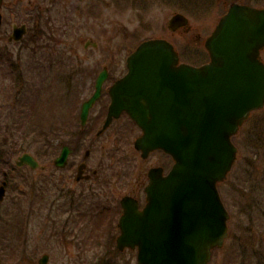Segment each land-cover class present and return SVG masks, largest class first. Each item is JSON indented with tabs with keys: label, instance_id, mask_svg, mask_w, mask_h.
<instances>
[{
	"label": "rangeland",
	"instance_id": "374dc122",
	"mask_svg": "<svg viewBox=\"0 0 264 264\" xmlns=\"http://www.w3.org/2000/svg\"><path fill=\"white\" fill-rule=\"evenodd\" d=\"M232 1L235 0H22L21 6L20 3L13 4L14 7L20 6L19 9L16 8L19 13L8 14L7 22L0 28V112L2 109L4 111L0 113V122L9 124V127L2 125L4 130L7 128L9 135L5 134L7 151L1 156L0 184L5 180V172L10 179L6 196L0 201V261L3 264H39L38 259L45 253L50 255L48 264H138L136 252H121L114 242L110 245V250L106 251L103 245H97V238L90 237L86 241V238H82L83 234L78 235V238L69 235L68 239H64L67 240L65 243L60 238H52V222L47 220L45 213L28 219L27 239L25 238L27 245L24 247L21 186L25 179L29 183L40 182L41 185L45 182L43 177L51 180L53 176L57 178L59 175L55 172L53 161L60 146L53 141V148H47L45 145L52 142V137L42 139L40 130L47 133L51 131V124L59 123L54 118L69 117L68 106L62 99L56 101L54 91L58 92L59 97L67 96L68 91L74 93L72 110L75 108L77 113V101L94 87L100 71L105 66H110L114 71H124L126 57L147 38L169 39L180 51L184 62L199 65L208 61L204 41ZM240 1L264 7V0ZM38 6L42 7L44 15L38 26L41 30H33L34 36H27L24 42H12L10 36L13 26L23 24L30 13L41 10L37 9ZM177 12L189 18L190 28L187 31L173 32L168 27L170 18ZM28 25L30 26L29 22ZM88 39L98 46L85 47L84 43ZM262 57L264 59V51ZM22 97L24 101L18 103V99ZM51 97L57 103H53L54 115ZM12 102L17 106L14 114L4 117L3 114L8 112ZM19 104L26 107L25 111L20 112ZM260 117H263L261 124H264V109L255 112L234 138V143L240 150L238 160L227 181L220 185L222 198L231 213L230 238L224 247L214 250L209 264H244L246 261L237 250L239 242L262 248L264 262V230H259L260 223H264V152L262 162L258 165L259 171L248 166L252 179L258 182L249 184L255 187L245 188L246 197L240 195V188L243 186L241 183L246 177L243 168L246 155L242 153L240 144L247 141V133ZM254 118L257 119L254 121ZM74 129L80 133V124ZM113 129L111 127L101 138L96 136L97 128H93L90 133L83 129L81 141L84 140L85 143L78 157L84 158L85 151L89 149L91 152L88 161L91 167L97 166L102 159L106 168L112 167V172L118 171L120 167L123 170L127 168L124 182L128 178L136 182L143 178L150 167L164 165L168 159L170 164L166 166V170L170 168L172 159L165 157L160 151L149 158L141 157L134 146L137 130L118 144L119 152L111 139ZM24 131H30L25 134L26 137L23 136ZM3 137L4 132L0 130V140ZM60 138L63 142L72 141L71 135ZM113 151L117 152V163L111 161ZM24 152L33 154L41 165L48 167L45 170H31L16 166L18 157ZM40 154L43 156L40 157ZM119 156L123 159L122 164L118 160ZM131 185L124 183L120 187L125 190ZM252 203L256 206V211L252 212L254 222L248 218V212L254 209ZM66 214L63 213L59 218V228ZM78 241H81L80 248L76 245ZM37 247H40L39 250H36Z\"/></svg>",
	"mask_w": 264,
	"mask_h": 264
},
{
	"label": "water",
	"instance_id": "95a60500",
	"mask_svg": "<svg viewBox=\"0 0 264 264\" xmlns=\"http://www.w3.org/2000/svg\"><path fill=\"white\" fill-rule=\"evenodd\" d=\"M188 23L177 13L169 27L176 30ZM25 33V26L16 27L14 39ZM206 47L210 62L193 66L179 63L168 40H146L128 57V73L110 90L112 103L103 130L126 110L143 130L135 142L142 155L162 149L175 161L167 175L162 167L150 170L143 210L123 201L118 248L138 245L139 264H208L212 250L228 237L230 215L218 183L237 159L232 137L253 110L264 107V8L233 4ZM106 77L105 70L95 94L83 105V124ZM69 153L65 146L56 165L65 166ZM25 163L38 165L28 153L17 162ZM4 196L5 184L0 200ZM48 262V254L39 260Z\"/></svg>",
	"mask_w": 264,
	"mask_h": 264
},
{
	"label": "flooded vegetation",
	"instance_id": "af4514ba",
	"mask_svg": "<svg viewBox=\"0 0 264 264\" xmlns=\"http://www.w3.org/2000/svg\"><path fill=\"white\" fill-rule=\"evenodd\" d=\"M21 1L22 0H0V28H2L7 22L8 14L19 13L17 12L18 10H16L18 6L14 7L13 4L20 3L21 6ZM235 1L250 4L246 1ZM38 8L41 10H38L37 16L34 13H30V17L24 23L35 22L36 25H39V20H42L44 15L42 7L38 6ZM34 34L35 33L31 32V35ZM12 42L17 43L15 41ZM125 73L126 71L118 72L108 68V78L102 87L100 97L90 109L86 122V126L89 125L86 130L88 131L87 133L93 131V128H97V138L103 137L111 127H114L111 139L117 145L118 150V144H120L124 138L133 134L136 130L138 131L137 137L142 133L141 129L136 125L134 120H132L130 115L126 111H123L118 118L113 119L111 126L102 135H98V132L106 122L109 105L112 101L110 87ZM94 92L95 85L89 92H85L82 98L77 101V113L74 111L75 108L72 110L75 102V96H72L74 93L68 91L66 93L67 96H57V102L62 99V102H65L68 106L69 117L65 119V121H67L66 124L68 125L67 129L65 131H57L56 134L53 135L52 141H55L57 146H60L58 155L61 153L64 145L70 146L71 152L66 166L60 168L54 165L55 172L59 173L57 178L53 176L51 180H49L48 178L43 177L45 182H42L41 185L40 182L35 184L29 183L30 181L27 179L24 180V186H21L22 197L20 200L24 221V226L22 227L27 236L28 219L32 216L39 217L45 213L47 220L50 219L52 222L50 234L53 236L52 238H56L57 240L60 238L62 239V242L65 243L67 240L65 241L64 239H68L70 237L69 235L78 238V235L83 234L84 236L82 238H86V241H88L90 237L97 238L95 240V242L98 243L97 245H103L106 248V251H109V247L113 242L117 248V239L122 233L120 220L122 214L125 212L123 198L130 206L134 207L137 205L140 209L143 208L146 203L145 187L149 181V169L145 172L143 178H139L136 182H132L129 178L124 182L123 179L126 178L127 168H124L123 170L120 167L118 171L112 172L110 171L112 167L106 168L102 159L99 160L97 166L91 167L88 161L91 152L89 149L85 151L84 158L78 157V154L82 147H84L85 143L84 140L81 141L83 129L86 127L83 128L81 125L82 107L83 103L88 100ZM56 120L58 121V118H56ZM78 124L81 125L82 129L80 133L74 129ZM63 135H71L72 141L63 142L60 140V137ZM155 152L159 151H154L150 155ZM112 154L113 157L111 161L117 163L115 157L117 152L113 151ZM41 156L43 155L40 154V157ZM164 156L169 158L167 155ZM118 160L122 164L123 159L120 156ZM169 164L170 159L165 161L164 165H161L164 167L165 173L167 172L166 166ZM23 167H28L31 170H45L48 166L39 163V166L36 169H33L28 165L22 166V168ZM124 183L125 185H132L130 188L123 190L120 186ZM65 212L67 213L66 217L61 222V227L59 228V218ZM26 245L27 241L25 242V248ZM76 245L80 248L81 241H78ZM39 248L40 247H37L36 250H39ZM117 250L119 249L117 248ZM125 250H131L137 254V247H126L119 251L122 252Z\"/></svg>",
	"mask_w": 264,
	"mask_h": 264
},
{
	"label": "trees",
	"instance_id": "16d2710c",
	"mask_svg": "<svg viewBox=\"0 0 264 264\" xmlns=\"http://www.w3.org/2000/svg\"><path fill=\"white\" fill-rule=\"evenodd\" d=\"M22 94H20V95H22ZM21 100H23V97L20 98V100L18 99V103H20ZM10 106H11V113L14 114L17 106H16V104L10 105ZM19 108H20V112H23L26 109V107L23 104H21L19 106ZM12 116H14V115H12ZM256 119L254 118L253 120L255 121ZM262 122H263V117L262 118L260 117L256 123L254 122L252 127L250 128L249 132L247 133V141H244L242 144H240L242 153H244L246 155V157H245L246 164L243 167L244 168V176H246V177L244 178V180L241 183L243 185L242 188H240V195L242 197H246L245 188H247V186L248 187H250V186L255 187L252 185L249 186L250 183L252 184L256 180L254 181L252 179L248 166H252L254 171H259L258 165H259V163L262 162L263 152H264V147H263V145H264V126L263 125L264 124H261ZM0 123H2V122H0ZM4 126L9 127V124H6ZM53 128H54V126H50L49 129L51 131H53ZM0 130L4 132V137L0 140V146H2L0 148L2 149V152H3V149H4V151L6 150L5 146L7 144L6 139H5V134H7V135H9V134H8V132H6L7 128H5V130L3 129L2 124L0 125ZM51 131H49V132H51ZM27 132H30V131H26L23 134L24 137H26L25 134H27ZM31 132H33V131H31ZM44 132L45 131L40 130V133H44ZM49 132H47V133H49ZM45 134H46V132H45ZM16 148H18L17 143H16ZM16 148H15V150H16ZM263 178H264V173H263ZM256 182H258V181H256ZM240 203H241V201H240ZM252 207H254V209H252L248 212V218L251 222H254V217L252 216V212L256 211L255 210L256 206L252 203ZM262 215H264V210L262 212ZM260 224L261 225L259 226V230L263 232L264 223L261 222ZM239 243L237 244V250L240 251L239 255L242 257V259L246 261L244 264H264V262L262 261L263 260V257H262L263 252L261 250L262 248H260V247L256 248L253 246L244 245L241 243L239 244ZM237 257L238 256L236 255L235 258L237 259Z\"/></svg>",
	"mask_w": 264,
	"mask_h": 264
}]
</instances>
